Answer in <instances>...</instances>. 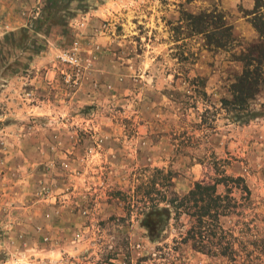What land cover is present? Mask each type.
I'll list each match as a JSON object with an SVG mask.
<instances>
[{
	"label": "rangeland",
	"instance_id": "1",
	"mask_svg": "<svg viewBox=\"0 0 264 264\" xmlns=\"http://www.w3.org/2000/svg\"><path fill=\"white\" fill-rule=\"evenodd\" d=\"M213 11L228 48L186 29ZM263 26L264 0H0V264H264V84L249 122L221 109ZM221 171L253 201L228 256L142 215L169 173L182 196Z\"/></svg>",
	"mask_w": 264,
	"mask_h": 264
},
{
	"label": "trees",
	"instance_id": "2",
	"mask_svg": "<svg viewBox=\"0 0 264 264\" xmlns=\"http://www.w3.org/2000/svg\"><path fill=\"white\" fill-rule=\"evenodd\" d=\"M186 16V29L190 36H203L205 45L210 50L228 48L235 41L233 26L228 25L225 17L219 12L213 11L199 15L189 13ZM255 27L263 29L259 24H256ZM258 54L254 58L251 54L243 58V72L231 88L232 99L221 101V109L232 114V118L236 122H249L254 118L249 114V105L256 99L264 84V50ZM177 79L176 75L175 80ZM196 79L200 84L198 87L201 88L200 97H207L205 81L202 78ZM208 112L206 109L202 117L205 118ZM157 172L163 174L164 171L157 170ZM219 174L220 178L215 182H197L187 194L181 196L173 189L174 177L172 173H169L167 175L168 189L164 193H159L162 195L161 200L163 201L147 207L142 215L144 217L146 215L152 217L167 215L168 220L171 219L172 214H174L175 220L186 216L188 229L183 235L184 241L192 242L196 250H201L207 255L228 256L230 251L233 252L235 241L240 239L231 235L227 243V237L223 235L225 232L223 220L231 218L233 221L235 218L236 225L248 227L249 218L246 211L253 207V201L251 190L244 178L229 176L225 171H221ZM220 185L226 188L225 193L218 191ZM237 193L239 196H236ZM150 194L149 196H151ZM162 203L163 207H161ZM254 219L251 221L254 222ZM161 231L159 228L152 231V238L156 239ZM242 238H245V235ZM242 238L241 241H243ZM225 241L227 247H224Z\"/></svg>",
	"mask_w": 264,
	"mask_h": 264
}]
</instances>
